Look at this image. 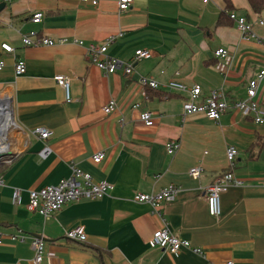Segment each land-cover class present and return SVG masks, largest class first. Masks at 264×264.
Segmentation results:
<instances>
[{"label": "crops", "instance_id": "0c3cea01", "mask_svg": "<svg viewBox=\"0 0 264 264\" xmlns=\"http://www.w3.org/2000/svg\"><path fill=\"white\" fill-rule=\"evenodd\" d=\"M0 98L8 99L15 128L8 133V158L0 168V264H35L33 237H44L40 264H264V124L239 109L218 121L202 113L185 115L186 92L161 86L147 89L138 83L150 76L161 83L176 78L191 87L200 84L204 100L222 89L229 101L247 97L250 80L264 69V10L256 13L248 0H133L121 11L119 0H0ZM41 11L35 23L31 17ZM254 21V36L243 39L229 13ZM30 30L55 41L54 45L26 46L21 36ZM108 53L133 62L138 49L151 57L133 62L134 70L105 74L86 58L88 43H103ZM83 41V44L80 43ZM14 48L6 52L2 44ZM220 48L227 55H216ZM26 61L27 71L15 73V61ZM70 78V100L55 80ZM258 100L264 106V76ZM115 100L117 108L103 107ZM139 103L140 107L133 105ZM151 110L154 123L145 125L141 112ZM46 128L43 140L37 132ZM170 140L180 142L176 154L167 152ZM45 144L51 148L43 157ZM239 150L234 175L246 181L222 194V214H209L204 188L228 167L227 147ZM104 151L100 163L92 156ZM75 164L95 181L113 189L95 200L65 204L46 219L27 208L30 189H40L71 174ZM202 165L199 178L188 171ZM181 188L178 197L154 208L134 201L136 192L153 193L169 184ZM14 188L22 189L13 202ZM168 226L171 232L205 256L183 248L171 253L148 243L153 233ZM81 226L86 241L68 238L67 229ZM25 234V241L12 235Z\"/></svg>", "mask_w": 264, "mask_h": 264}, {"label": "built area", "instance_id": "2783aa9c", "mask_svg": "<svg viewBox=\"0 0 264 264\" xmlns=\"http://www.w3.org/2000/svg\"><path fill=\"white\" fill-rule=\"evenodd\" d=\"M11 1V0H6ZM83 2L91 1L94 5L98 3V0H81ZM208 2L209 0H203ZM133 5V0H119L118 7L121 11L129 9ZM44 13L41 11L35 12L31 19L35 23L42 21ZM229 18L237 23L238 29L241 32L243 39H249L250 36H254V21H250L247 17L237 16L234 12L229 13ZM258 23L262 24V19L258 20ZM115 39L114 36H110L103 43H88L86 46V58L89 63L96 65L105 74H111L122 69L124 73L131 74L134 70L133 62H138L142 59H146L152 56L151 49H138L133 56V62L125 63L117 57L111 56L108 53V45ZM22 43L26 46H38V45H54L58 42H64L66 39H60L55 41L46 36L40 35L36 30H30L27 33H23L21 36ZM83 44V41H80ZM2 49L6 52H13L14 48L8 43L2 44ZM218 56H226L227 50L220 48L216 51ZM5 61L0 55V71L4 68ZM15 73L21 75L26 73L27 65L26 61L18 58L15 61ZM264 76V69L260 70L257 77L250 80L247 89V97L244 99H238L229 101L225 92L222 89L211 90L210 94L204 99L200 100L202 87L200 84H195L191 87L185 85L183 82L176 78H171L166 83H161L157 79L150 76H141L139 78V85L141 91L145 97H147V89H158L161 86L167 87L171 90L182 91L187 93V97L183 103V109L185 115L202 113L209 119L218 121L220 117L231 109H239L243 115H253V121L255 123L264 124V106L257 98L259 81ZM57 83L64 88L66 98L70 100V78L66 75L58 74L55 77ZM134 108L140 107L139 103L133 105ZM117 103L115 100H110L103 110L106 114L115 111ZM140 119L147 126H151L154 123L151 110H145L141 112ZM43 140L47 139L51 133L48 129L39 127L37 129ZM167 152L171 155L176 154L180 149V142L177 140L168 141ZM51 151L48 144H45L41 150L43 157L47 156ZM238 148L230 145L227 147L226 156L229 167L218 174L215 179L204 188V195L207 202L209 214L213 217L219 218L222 214V194L225 193L231 186H244L245 180L239 179L234 175L233 165L236 156L238 155ZM105 157L104 151H98L92 156L94 163H100ZM0 160L3 161V155L0 154ZM5 162H11V159H6ZM204 168L202 165L192 166L188 173L193 178H199ZM261 185L264 187V179L260 180ZM5 184L4 178L0 176V186ZM113 184L108 181H95L91 173L84 171L82 168L75 164L71 165V174L59 181L57 184L47 185L40 189H30L29 201L27 208L31 212H38L46 219L51 217L55 212L59 211L65 204L72 201H79L81 199L95 200L100 199L109 194L113 189ZM181 188L176 184H169L157 192L143 193L136 192L133 195V200L136 202L149 203L154 208H158L161 203H168L174 201ZM22 189L14 188L13 190V202L19 204L21 202ZM66 236L72 240L86 241L87 236L84 229L81 226H76L71 229H67ZM13 239L19 241H25L27 236L25 234L12 235ZM32 247L34 250L33 261L35 264H40L45 255V241L39 237H31ZM3 241V236L0 234V243ZM151 247H163L171 253H178L183 248L191 249L194 253L201 256H205L204 250L201 247L194 246L189 240L182 239L173 234L169 227L166 225L163 228L156 230L152 237L148 241ZM217 264V263H214ZM223 264H234L233 261H228Z\"/></svg>", "mask_w": 264, "mask_h": 264}, {"label": "bare ground", "instance_id": "6f19581e", "mask_svg": "<svg viewBox=\"0 0 264 264\" xmlns=\"http://www.w3.org/2000/svg\"><path fill=\"white\" fill-rule=\"evenodd\" d=\"M12 108L8 99L0 98V154L7 153L10 148L8 131L15 128Z\"/></svg>", "mask_w": 264, "mask_h": 264}, {"label": "trees", "instance_id": "16d2710c", "mask_svg": "<svg viewBox=\"0 0 264 264\" xmlns=\"http://www.w3.org/2000/svg\"><path fill=\"white\" fill-rule=\"evenodd\" d=\"M251 9L256 13H261L264 10V0H248ZM4 162H0V168L3 166Z\"/></svg>", "mask_w": 264, "mask_h": 264}, {"label": "water", "instance_id": "95a60500", "mask_svg": "<svg viewBox=\"0 0 264 264\" xmlns=\"http://www.w3.org/2000/svg\"><path fill=\"white\" fill-rule=\"evenodd\" d=\"M7 2L0 3V10H2L6 6ZM32 236L42 238L43 240H46L44 237L38 235L37 233H30Z\"/></svg>", "mask_w": 264, "mask_h": 264}, {"label": "rangeland", "instance_id": "374dc122", "mask_svg": "<svg viewBox=\"0 0 264 264\" xmlns=\"http://www.w3.org/2000/svg\"><path fill=\"white\" fill-rule=\"evenodd\" d=\"M12 129H13V128H11V130H12ZM11 130H9L8 133H10ZM2 155H3V161L0 160V162H4V163H5V160L8 159V156H9L8 151H7V153H4V154H2Z\"/></svg>", "mask_w": 264, "mask_h": 264}]
</instances>
